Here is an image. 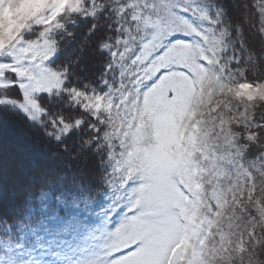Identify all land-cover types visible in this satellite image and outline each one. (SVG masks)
<instances>
[{"label":"rangeland","instance_id":"obj_1","mask_svg":"<svg viewBox=\"0 0 264 264\" xmlns=\"http://www.w3.org/2000/svg\"><path fill=\"white\" fill-rule=\"evenodd\" d=\"M83 22L112 30L98 87L52 66ZM0 108L105 157L0 222V264H264V0H0Z\"/></svg>","mask_w":264,"mask_h":264},{"label":"trees","instance_id":"obj_2","mask_svg":"<svg viewBox=\"0 0 264 264\" xmlns=\"http://www.w3.org/2000/svg\"><path fill=\"white\" fill-rule=\"evenodd\" d=\"M83 23L74 28L75 37L71 27H68L59 38V52L52 66L59 71H65L70 84L77 79L81 81L79 84L98 87L97 81L101 76L99 71H102V66L108 61L106 55L101 52L100 45L112 34V30H108V25L101 26L97 23L96 27L90 30L86 22ZM253 45L258 48L257 43ZM76 53H81L78 55L81 61L86 58V70H82L78 65ZM46 99L49 102L47 113L52 117L58 116L71 121L69 115L77 112L63 94ZM22 119L25 118L0 108V126L12 136L9 137L10 140L4 141L10 146L2 157L14 159L9 166L0 163V222L15 223L22 218L30 221L32 219L28 218V215L31 202L41 191L76 190L88 193L90 189H97L96 185L104 174L101 164L105 162V157L102 158L101 147L91 143L92 135L87 129L83 128L87 133L80 139L82 142L79 141L80 135L78 137L72 133L61 141H56L49 136L45 127L29 126ZM34 127L36 130L31 129ZM75 158H78L77 162ZM73 172L90 177L83 180L74 179Z\"/></svg>","mask_w":264,"mask_h":264},{"label":"bare ground","instance_id":"obj_3","mask_svg":"<svg viewBox=\"0 0 264 264\" xmlns=\"http://www.w3.org/2000/svg\"><path fill=\"white\" fill-rule=\"evenodd\" d=\"M204 115H205V114H204ZM160 191H162V189H161Z\"/></svg>","mask_w":264,"mask_h":264}]
</instances>
